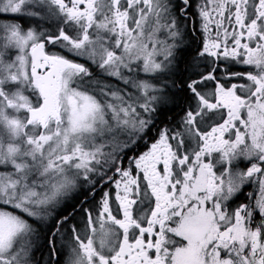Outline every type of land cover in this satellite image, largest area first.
Wrapping results in <instances>:
<instances>
[{
	"label": "snow or ice",
	"instance_id": "snow-or-ice-1",
	"mask_svg": "<svg viewBox=\"0 0 264 264\" xmlns=\"http://www.w3.org/2000/svg\"><path fill=\"white\" fill-rule=\"evenodd\" d=\"M0 264H264V0H0Z\"/></svg>",
	"mask_w": 264,
	"mask_h": 264
}]
</instances>
